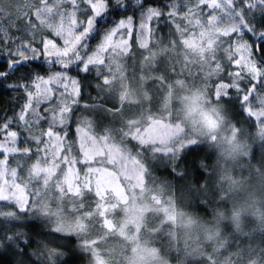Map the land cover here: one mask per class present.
Returning <instances> with one entry per match:
<instances>
[{"label":"snow or ice","instance_id":"obj_1","mask_svg":"<svg viewBox=\"0 0 264 264\" xmlns=\"http://www.w3.org/2000/svg\"><path fill=\"white\" fill-rule=\"evenodd\" d=\"M165 34L154 83L177 89L178 111L156 118L113 86ZM224 124L257 129L264 158V0H0V264H93L92 234L117 215L139 231L141 210L106 181L151 178L155 236L173 247L176 200L208 210L200 154ZM236 244L240 264H264V247Z\"/></svg>","mask_w":264,"mask_h":264},{"label":"rangeland","instance_id":"obj_2","mask_svg":"<svg viewBox=\"0 0 264 264\" xmlns=\"http://www.w3.org/2000/svg\"><path fill=\"white\" fill-rule=\"evenodd\" d=\"M9 3L22 4L23 0H9ZM154 43V62L141 58L121 61L124 71L114 82L113 100L118 101L120 93L126 92L129 103L134 106L132 111L143 115L150 112L152 117L160 118L167 117L170 111H178L170 98L177 89L167 92L164 85L154 83V78L161 75L165 57L162 50L169 47L168 37L166 34L157 37ZM167 59L171 61V56ZM216 135L213 148L218 147L220 159L207 181L208 210L194 199L176 200V211L184 216L178 215L170 229L178 241L173 247L166 246L155 236L161 213L155 203L145 198V193L153 187L151 178L135 186L127 184V187L106 181L109 187L131 202L129 207L141 210L143 219L139 231L137 225L131 223L121 231L119 225L125 224L127 219V213H122L114 218L117 225L114 231L101 229L94 232L92 238L98 242L93 245V264H209V258L215 264H240L236 241L245 250L249 246L257 250L264 247V158L260 153L258 158H251L252 148L259 143L258 130L254 133L251 127L242 126L236 131L231 125L224 124ZM237 144L239 150H235ZM132 175L136 177L135 170ZM141 187L143 192L138 190ZM179 188L180 182H177V196ZM187 216L196 222L186 224ZM209 230L218 232L219 240L209 241ZM222 242L230 243L221 247Z\"/></svg>","mask_w":264,"mask_h":264},{"label":"trees","instance_id":"obj_3","mask_svg":"<svg viewBox=\"0 0 264 264\" xmlns=\"http://www.w3.org/2000/svg\"><path fill=\"white\" fill-rule=\"evenodd\" d=\"M32 2L36 3V2H38V0H32ZM242 126H247V125H241L239 127H242ZM251 131L256 133L255 128H251ZM256 138H257V135H256ZM252 151H253V148H252ZM258 154H259V151H257L255 158H258V156H257ZM200 156H201L203 163L205 164V171L209 173V175L206 178H203L207 182L210 179L211 172L214 171V168L220 159L219 149H218V147L213 148V146L207 147L206 150L200 154ZM258 160H259V163H261L262 160L261 159H258ZM158 175L161 178L167 176V174L162 172V171L158 172ZM168 179L172 180L173 178L168 177Z\"/></svg>","mask_w":264,"mask_h":264}]
</instances>
